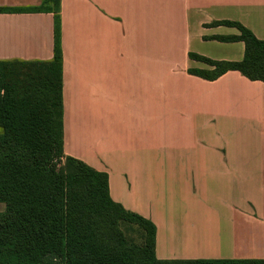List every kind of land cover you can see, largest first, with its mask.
<instances>
[{"label": "crops", "instance_id": "obj_1", "mask_svg": "<svg viewBox=\"0 0 264 264\" xmlns=\"http://www.w3.org/2000/svg\"><path fill=\"white\" fill-rule=\"evenodd\" d=\"M46 0H0V62H49ZM64 153L157 228L161 261L264 260V83L216 81L194 60L241 62L264 41V0H61ZM2 205V204H0ZM2 206H0L1 209ZM259 246L257 250L252 246Z\"/></svg>", "mask_w": 264, "mask_h": 264}, {"label": "trees", "instance_id": "obj_2", "mask_svg": "<svg viewBox=\"0 0 264 264\" xmlns=\"http://www.w3.org/2000/svg\"><path fill=\"white\" fill-rule=\"evenodd\" d=\"M61 0L20 13H53L55 47L49 62H0V264H264V260L161 261L156 226L113 201L109 178L64 153ZM241 62L194 60L212 70L191 75L216 81L230 71L264 83V41L239 23ZM64 159V164L63 163ZM122 223L144 231V244L127 245Z\"/></svg>", "mask_w": 264, "mask_h": 264}, {"label": "rangeland", "instance_id": "obj_3", "mask_svg": "<svg viewBox=\"0 0 264 264\" xmlns=\"http://www.w3.org/2000/svg\"><path fill=\"white\" fill-rule=\"evenodd\" d=\"M63 164H64V159L62 165ZM0 206H2L0 209V213H3L5 207L4 205H0ZM121 229L126 237L127 245L130 246L131 248L133 247L138 248L142 246V244H144L145 233L138 226L128 223H122ZM258 247L259 246L257 245L252 246V248H255V250H257Z\"/></svg>", "mask_w": 264, "mask_h": 264}]
</instances>
